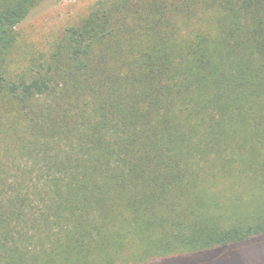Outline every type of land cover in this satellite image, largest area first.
Instances as JSON below:
<instances>
[{
  "label": "trees",
  "instance_id": "obj_1",
  "mask_svg": "<svg viewBox=\"0 0 264 264\" xmlns=\"http://www.w3.org/2000/svg\"><path fill=\"white\" fill-rule=\"evenodd\" d=\"M43 1L0 0V264L264 237V0H99L16 66Z\"/></svg>",
  "mask_w": 264,
  "mask_h": 264
},
{
  "label": "rangeland",
  "instance_id": "obj_2",
  "mask_svg": "<svg viewBox=\"0 0 264 264\" xmlns=\"http://www.w3.org/2000/svg\"><path fill=\"white\" fill-rule=\"evenodd\" d=\"M99 0H44L20 22L12 64L25 66L47 54L65 29L79 24ZM147 264H264V237L233 248L155 259Z\"/></svg>",
  "mask_w": 264,
  "mask_h": 264
}]
</instances>
